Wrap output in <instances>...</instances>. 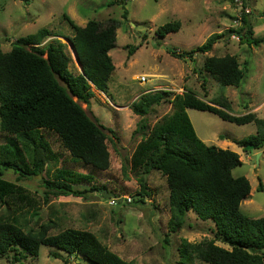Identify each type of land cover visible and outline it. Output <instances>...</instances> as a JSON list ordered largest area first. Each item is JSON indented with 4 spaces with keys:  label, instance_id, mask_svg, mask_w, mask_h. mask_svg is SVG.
Instances as JSON below:
<instances>
[{
    "label": "rangeland",
    "instance_id": "374dc122",
    "mask_svg": "<svg viewBox=\"0 0 264 264\" xmlns=\"http://www.w3.org/2000/svg\"><path fill=\"white\" fill-rule=\"evenodd\" d=\"M225 1L228 5L217 0H133L126 4L115 0H30L28 4L23 0H0V51L9 52L19 38L46 29L60 37H49L41 46L60 41L71 58L69 69L74 74L80 73V68L66 40L73 37L74 30L63 16L69 17L77 27H84L88 21L102 24L113 21L117 25L116 47L109 53L115 70L107 92L103 94L92 88L94 97L88 105L73 99L92 120L111 131L106 132L110 168L101 172L79 160L72 161L54 136L43 137L39 142L32 135V145L0 131V163L13 162L28 173L4 172L1 179L22 192L0 201V216L15 220L25 233L36 232L48 223L54 225L49 232L52 235L65 229L89 231L111 252L133 264H204L196 259H181L179 250L183 241L198 244L214 240V225L189 212L178 233H168L166 179L156 171L144 174L145 168L132 167L131 158L146 135L139 131V124L144 122L148 133L157 122L177 110L171 103L173 96L187 91L216 107L227 103V112L232 116L253 113L264 120V44L253 46L240 42L236 34L242 26L238 9ZM246 6L251 10L246 18L252 39L264 37V0H247ZM175 22L180 25L178 31L157 38L158 27ZM219 33L224 35L222 39L211 52L196 54L195 62L175 59L167 52L171 48L192 51L209 36ZM128 47L135 49L131 57L127 55ZM226 55L234 57L243 71L238 87L221 86L202 69L206 58ZM141 77L146 83H140ZM162 91L168 95L147 116L141 118L132 113L131 105L143 94ZM184 111L204 146L238 154L241 164L231 174L234 178L245 177L250 185L249 197L240 204V211L249 218L264 217V149L244 150L235 144L255 135L256 126L224 122L208 111ZM73 172L97 176L98 185L116 190L120 197H130L131 203L110 205V198L105 199L98 192L85 194V198L54 197L43 187L46 180L68 183L76 191L93 185L81 182V177L71 175ZM140 179L151 195L140 198L139 203L136 194ZM215 244L228 249L219 242ZM55 252L58 251L42 247L38 257H27L16 264H82L80 259L62 252L59 254L68 259L67 263L53 259L51 254ZM0 264L11 263L0 258Z\"/></svg>",
    "mask_w": 264,
    "mask_h": 264
},
{
    "label": "trees",
    "instance_id": "16d2710c",
    "mask_svg": "<svg viewBox=\"0 0 264 264\" xmlns=\"http://www.w3.org/2000/svg\"><path fill=\"white\" fill-rule=\"evenodd\" d=\"M23 2L28 4L30 0ZM246 17L242 18V26L236 33L240 42L253 46L264 44V37L252 39V29ZM63 19L74 30L73 37L66 40L76 53L82 73L74 74L69 69L71 58L60 41L41 46L49 37H60L46 29L19 38L9 52L0 51V131L32 145V135L39 142L43 137L54 136L72 161L79 160L86 166L105 172L110 168L106 132L111 131L92 120L78 102L88 105L94 97L92 88L103 94L107 92L108 81L115 70L109 53L116 47L117 25L113 21L106 24L88 21L84 27H77L66 15ZM179 27V23H167L158 27L155 35L159 39L164 38L178 31ZM223 36L222 33L213 34L189 52L174 48L167 49V52L175 59L195 62L196 54L211 52ZM127 50L128 57H131L135 49L128 47ZM202 69L221 86L238 87L243 78L237 60L228 55L206 58ZM167 95L164 91L143 94L130 109L135 116L143 118ZM171 103L177 110L157 122L148 133H145L144 122L139 124V131L146 135L137 145L131 163L134 168H145L144 174L153 170L166 179L170 213L168 233H178L189 212L214 225V240L198 244L183 241L180 258L186 261L196 259L204 264H264V217L253 219L240 211V204L249 197L250 185L245 177L234 178L231 174L241 164L238 154L204 146L196 137L184 110L208 111L235 125L254 124L257 128L255 135L235 141L244 150L247 146L254 151L264 149V120L253 113L232 116L227 112V103L216 107L189 91L174 95ZM7 170L28 174L13 162L0 163L1 202L22 192L16 185L1 179ZM71 175L93 185L76 191L68 183L46 180L43 187L54 197L85 198V194L92 192L103 197L104 192L120 197L116 190L109 191L106 185H98L97 176L74 172ZM138 184L136 196L140 203L151 193L143 180L140 179ZM11 220L0 216V258L11 264L21 263L27 257H38L42 247L57 250L51 257L64 263L68 259L59 252L76 259L79 254L87 264H133L111 252L89 231L65 229L52 235L49 232L54 225L48 223L36 232L25 233L15 220ZM216 242L228 249L217 246Z\"/></svg>",
    "mask_w": 264,
    "mask_h": 264
},
{
    "label": "built area",
    "instance_id": "2783aa9c",
    "mask_svg": "<svg viewBox=\"0 0 264 264\" xmlns=\"http://www.w3.org/2000/svg\"><path fill=\"white\" fill-rule=\"evenodd\" d=\"M117 3H121V4H126L130 1H133V0H115ZM230 1L235 7H237L238 9V12H239V23H240V26H241V21H242V18L244 16H248L250 15L251 13V10L249 9L248 6H246V1L247 0H228ZM140 80V83L144 84L146 83V80L144 77H141L139 78ZM119 199L121 200V203H125V204H129L131 203V198L130 197H126V198H123V197H117V198H112L110 199V205H116L117 202L119 201Z\"/></svg>",
    "mask_w": 264,
    "mask_h": 264
},
{
    "label": "water",
    "instance_id": "95a60500",
    "mask_svg": "<svg viewBox=\"0 0 264 264\" xmlns=\"http://www.w3.org/2000/svg\"><path fill=\"white\" fill-rule=\"evenodd\" d=\"M73 54H74L75 62H76V64H77V66L80 68V73H82L81 66H80L79 63H78L77 56H76V53H75L74 51H73ZM250 149H252L251 146H247V147H246V150H250ZM104 198H105V199H108V198H117V197H115V196L112 195V194H106V193L104 192ZM118 204H121V200H120V199H119V201H118ZM77 257H78V259H80V260L82 261V264H87V261H86L85 259H83V257H82L81 255L77 254Z\"/></svg>",
    "mask_w": 264,
    "mask_h": 264
},
{
    "label": "crops",
    "instance_id": "0c3cea01",
    "mask_svg": "<svg viewBox=\"0 0 264 264\" xmlns=\"http://www.w3.org/2000/svg\"><path fill=\"white\" fill-rule=\"evenodd\" d=\"M217 1H218L217 3H220V2H221L220 4H223L222 2H224L225 4H227V5H228V2H227V1H225V0H217ZM224 8L226 9V7H224ZM224 8H223V9H224ZM225 9H224V10H225Z\"/></svg>",
    "mask_w": 264,
    "mask_h": 264
}]
</instances>
